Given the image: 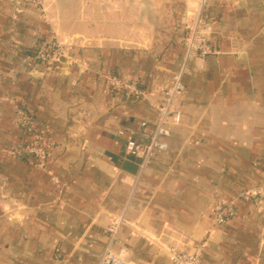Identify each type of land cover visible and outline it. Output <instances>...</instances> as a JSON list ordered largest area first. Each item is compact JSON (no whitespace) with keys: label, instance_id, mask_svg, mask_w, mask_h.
Masks as SVG:
<instances>
[{"label":"crops","instance_id":"crops-1","mask_svg":"<svg viewBox=\"0 0 264 264\" xmlns=\"http://www.w3.org/2000/svg\"><path fill=\"white\" fill-rule=\"evenodd\" d=\"M199 10L198 0H45L40 13L0 0V264H97L120 213L119 245L137 264H174L170 246H201L202 264H264V0H206L211 52L186 63L181 123L141 172L124 169L136 162L124 141L153 129ZM41 37L69 45L61 63L34 60ZM15 105L52 144L44 168L9 153L26 138ZM250 188L258 195L214 225L215 202Z\"/></svg>","mask_w":264,"mask_h":264},{"label":"built area","instance_id":"built-area-1","mask_svg":"<svg viewBox=\"0 0 264 264\" xmlns=\"http://www.w3.org/2000/svg\"><path fill=\"white\" fill-rule=\"evenodd\" d=\"M198 2L201 10L206 0H198ZM200 10L191 23L184 25V52L181 65L171 74L170 81L163 90V100L157 107L153 129L141 133L143 141H135L130 137L124 141V153L128 158L136 161L138 172L143 170L156 150L166 149L164 139L169 135L170 127L181 123L182 113L175 101L185 91L183 75L187 61L192 57H204L211 52L208 39L210 22L201 16ZM35 48V61L45 66L50 67L59 64L67 56V49H62L61 45L54 40L42 39L37 42ZM105 78L108 84L115 89H132L131 85L122 82L115 75L107 74ZM14 107L17 115L16 123L24 129L26 139L11 148L9 153L18 159L32 157L36 160L38 167L44 168L52 144L41 137L34 119L29 117L23 107L20 105H15ZM141 124L145 125V122ZM118 132L121 135L125 133L123 130ZM257 195L258 191L255 188H250L241 191L235 198L218 199L213 207V224H223L235 214V202L237 199L248 200L252 197L255 198ZM123 221V213L111 216L107 228L108 239L100 253L97 264H137L128 257L127 249L119 245L120 241L117 234ZM200 247H195L190 251H181L176 247L170 246L167 252L174 264H202Z\"/></svg>","mask_w":264,"mask_h":264},{"label":"rangeland","instance_id":"rangeland-1","mask_svg":"<svg viewBox=\"0 0 264 264\" xmlns=\"http://www.w3.org/2000/svg\"><path fill=\"white\" fill-rule=\"evenodd\" d=\"M35 8L38 12L43 13L45 11V0H28ZM44 39L47 40H54L56 43H59L62 47V49H68L69 45L67 43H61L59 41H57V39H55L54 37H46ZM36 42H34L35 44ZM65 59V58H63ZM63 59L61 60V62L63 61ZM26 139V138H25Z\"/></svg>","mask_w":264,"mask_h":264},{"label":"water","instance_id":"water-1","mask_svg":"<svg viewBox=\"0 0 264 264\" xmlns=\"http://www.w3.org/2000/svg\"><path fill=\"white\" fill-rule=\"evenodd\" d=\"M124 169L131 173H135L137 170V163L130 161V160H125L124 161Z\"/></svg>","mask_w":264,"mask_h":264},{"label":"trees","instance_id":"trees-1","mask_svg":"<svg viewBox=\"0 0 264 264\" xmlns=\"http://www.w3.org/2000/svg\"><path fill=\"white\" fill-rule=\"evenodd\" d=\"M42 39H44V37L37 39L36 43L32 46V48L29 51V53L32 55L33 58H34V54H35L36 44H37V42L41 41ZM34 60H35V58H34ZM21 129L24 131L23 128H21Z\"/></svg>","mask_w":264,"mask_h":264}]
</instances>
